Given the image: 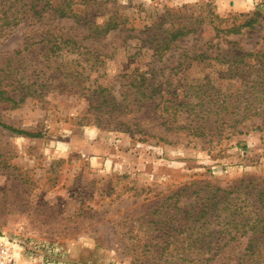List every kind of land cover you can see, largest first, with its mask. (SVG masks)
I'll return each instance as SVG.
<instances>
[{
  "label": "rangeland",
  "instance_id": "obj_1",
  "mask_svg": "<svg viewBox=\"0 0 264 264\" xmlns=\"http://www.w3.org/2000/svg\"><path fill=\"white\" fill-rule=\"evenodd\" d=\"M110 2L107 9L100 8L98 19L111 14L115 3L131 29L113 30L96 41L93 48L99 59L66 63L73 69L76 64L85 68L81 84L85 89L64 84L61 90V82L51 83L63 67L51 63L47 68L38 51L13 58L24 47L26 25L0 35V68L23 65L29 74L51 83L39 97L28 96L17 107L0 106V119L41 132L39 137H29L0 129V236L27 238L44 246L31 259L24 255L25 264H144L142 259L150 255L178 249L205 252V257L217 253L208 264H264V257L252 262L248 257L242 262L236 258L246 252L244 236L226 244L221 238L209 243V229L190 245H168L173 235L185 237L180 226L201 197L222 195L215 190L231 191L241 180L264 179V130L228 138L225 132L217 136L220 142L207 143V138L167 130L152 112L136 113L132 119L140 123V129L165 137L160 140L145 131L133 135L115 126L109 113L94 109L103 101L101 88L106 95L120 98L128 77L142 73L155 81L170 79L164 97L176 93L177 101L184 94L193 95L195 89L190 87L206 83L207 78L211 85L235 92L238 84L222 74L229 64L222 61V52L264 50V0ZM96 8H91L93 14ZM251 18L254 22L247 25ZM162 21L172 29L186 25L191 31L159 59L153 55L149 37L154 31L151 26ZM54 24L65 31H81L74 29L73 19ZM93 90L97 102L88 95ZM107 105L102 109H111ZM176 122L182 123L183 115ZM241 202L247 203L243 196ZM189 203L193 207H187ZM218 223L215 220L210 227H217L219 236L227 234L231 224L222 230Z\"/></svg>",
  "mask_w": 264,
  "mask_h": 264
},
{
  "label": "trees",
  "instance_id": "obj_2",
  "mask_svg": "<svg viewBox=\"0 0 264 264\" xmlns=\"http://www.w3.org/2000/svg\"><path fill=\"white\" fill-rule=\"evenodd\" d=\"M109 3H111L110 0H0V35H10L15 28L26 25L29 29L24 32V47L15 51L13 58L28 50L38 51L37 53L41 54L46 62L44 66L47 68L51 63L63 67L58 79L52 78L51 83L61 82V90L64 89V84L81 86L85 89L81 85L84 81L85 68L79 69L78 64L87 62L91 58H100L101 55H96V50L93 48L94 43L103 40L113 30L131 29L127 25L129 21L122 13L121 6L115 3L111 14L98 19L100 8L104 6L107 9ZM92 7H97L94 14L91 11ZM59 19H73L76 24L74 29L81 31L79 33L65 31L63 27L54 24V21ZM254 20L251 18L247 21V25H252ZM167 25L162 21L151 26L154 31L151 34L152 37H149V42L153 48V55L158 56L159 59H162L165 52L173 50L172 46L175 42L180 41L191 31L186 25L174 29ZM231 30L238 31L239 28ZM85 42H91V44ZM222 54L225 56V59L221 58L222 61L229 63L226 73H222L223 76L229 75V81H235L238 84L236 91L231 94L226 87L211 85L210 78H207L206 83L190 87L195 89L193 95L184 94V98L177 101L176 93H173L170 98L164 97L170 79L155 81L154 77L142 73L138 77L134 75L128 77L127 89L123 91L120 98L113 93L106 95L102 92L106 90L104 88H101L99 92L102 103L96 99L94 90V93L88 95L96 102L98 101L94 106L95 110L109 113L108 117H113L115 126L124 128L133 135L135 132L147 131L145 128L140 129V123L132 119L140 110L143 113L152 112L154 119L167 130L178 129L185 131L187 135L201 139L207 138V143L220 142L219 137L225 132L228 138L249 130H264V50H256V52L225 50ZM71 55H75L74 58L68 59ZM219 55V52L216 53L215 58H220ZM68 62L78 63L76 69L66 65ZM50 84L44 79L39 80L34 73L29 74L27 67L23 65H17L13 69L0 68V106L17 107L28 96L39 97L43 88L49 87ZM163 84L166 86L164 87ZM105 103H108L107 107L111 109L103 110L102 106ZM182 115L183 122L174 125L177 124V118ZM243 123L246 124L245 129L241 127ZM0 129L29 137L41 136L39 131L13 127L2 119H0ZM147 134L165 140V137L159 134L153 132ZM215 191L222 192V195L214 194L212 197L204 195L201 197V203L195 204V209L189 208V218L180 226V232H186L185 237L173 235L168 245H190L199 240L201 235H205L206 229H209V243L218 241L220 238L226 240L224 244L236 241L243 236L246 238V252L236 257L240 262L246 257L251 262L262 260L264 257V249H262L264 248V212L261 210L264 207L262 204L264 179L241 180L240 184L235 185L231 191L220 188ZM194 192L196 191H191V193ZM234 192H236L235 196L232 195ZM240 195L247 203L241 204ZM206 199L209 200L208 203H205ZM192 205L194 204L189 203L187 207H193ZM232 207H234L233 210H231ZM247 210L248 213H246ZM245 214H249V218H241ZM215 220L223 225L222 230L231 224V228L227 229L228 235L220 233L219 236L217 227H210V223ZM205 255V252L194 253L186 249H178L177 252L163 251L156 257L150 255L148 259H142V262L150 264L155 259L157 263L154 264H167L169 261H176L177 264L201 261L208 264L213 257L217 256V253L212 256L205 257Z\"/></svg>",
  "mask_w": 264,
  "mask_h": 264
},
{
  "label": "built area",
  "instance_id": "obj_3",
  "mask_svg": "<svg viewBox=\"0 0 264 264\" xmlns=\"http://www.w3.org/2000/svg\"><path fill=\"white\" fill-rule=\"evenodd\" d=\"M44 246L27 238H18L10 235L0 236V264H25L22 257L31 259ZM31 261V260H30ZM29 261V262H30ZM28 264H33L31 261Z\"/></svg>",
  "mask_w": 264,
  "mask_h": 264
}]
</instances>
